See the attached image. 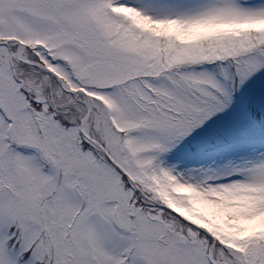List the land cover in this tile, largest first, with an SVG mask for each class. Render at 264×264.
Returning <instances> with one entry per match:
<instances>
[{"label": "snow or ice", "instance_id": "1", "mask_svg": "<svg viewBox=\"0 0 264 264\" xmlns=\"http://www.w3.org/2000/svg\"><path fill=\"white\" fill-rule=\"evenodd\" d=\"M0 264H264V0H0Z\"/></svg>", "mask_w": 264, "mask_h": 264}]
</instances>
